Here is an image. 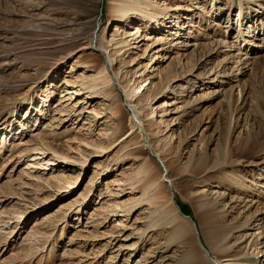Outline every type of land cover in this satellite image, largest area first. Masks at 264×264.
<instances>
[{
	"label": "rangeland",
	"instance_id": "rangeland-1",
	"mask_svg": "<svg viewBox=\"0 0 264 264\" xmlns=\"http://www.w3.org/2000/svg\"><path fill=\"white\" fill-rule=\"evenodd\" d=\"M141 1L0 0V264H264L263 0Z\"/></svg>",
	"mask_w": 264,
	"mask_h": 264
},
{
	"label": "bare ground",
	"instance_id": "bare-ground-1",
	"mask_svg": "<svg viewBox=\"0 0 264 264\" xmlns=\"http://www.w3.org/2000/svg\"><path fill=\"white\" fill-rule=\"evenodd\" d=\"M122 1L124 0H119V3H121ZM147 1V0H146ZM134 2V1H133ZM142 1L141 0H135V4L137 5L138 3L140 4ZM263 8V11H264V0L262 2V4H260V9ZM240 9H242V6L240 5ZM163 10L162 9H158V10H154V12H151L150 13V16H149V21L150 22H156V24H161L162 23V18H164V14L162 12ZM260 13V12H259ZM166 17V16H165ZM136 32L135 34L136 35H139V36H142L143 35V32L141 31V26H139L138 28H136ZM143 30V29H142ZM127 33V32H126ZM145 33V32H144ZM240 34V33H239ZM238 34V35H239ZM149 35V34H148ZM74 36V35H73ZM242 36V35H241ZM92 39L90 40L89 44L93 45V37H94V33L92 34ZM135 37V36H134ZM72 38V37H71ZM140 38V37H139ZM63 40H66L68 38L66 37H63L62 38ZM70 39V38H69ZM68 39V40H69ZM138 39V38H137ZM71 40V39H70ZM74 41H71L70 43H72ZM98 44V43H97ZM71 45L68 43V46ZM73 46V45H72ZM136 49V47H135ZM121 51V49H118ZM119 51V52H120ZM108 52V51H107ZM116 52V51H115ZM118 53V52H117ZM140 88V86L138 87V89ZM136 114V118L138 116V118L140 117L139 113L137 112V110H135ZM261 118V122H262V127H263V131H262V136H254L253 139L251 140V143L248 144V143H245L244 145H242L237 151L233 152V150L230 151V148L226 145L224 146H221L220 148V154H219V159H218V163L220 162V164H217L218 166H221L223 164H226L228 163L232 157L235 155V153H239L240 155H250V150L251 148H256L257 146H259L260 144H263L264 145V117H260ZM256 119V118H255ZM140 120V119H139ZM39 150V149H38ZM41 152V151H40ZM44 154V153H43ZM53 154V153H52ZM40 155V154H39ZM39 155H37L39 157ZM35 156V154H34ZM36 157V156H35ZM60 157V156H59ZM37 158V157H36ZM62 159H67V156L65 157H62ZM55 160L53 159V157L49 158V160L47 161V165L49 166L51 164H54ZM60 161V160H59ZM72 162H76L75 160H70ZM200 170H203L201 169V167H199ZM198 169V168H197ZM227 172V171H226ZM225 172V173H226ZM223 174L222 177H227L229 178V176H231L232 178H237V177H240L239 179H241L242 175L239 173V170L236 169V171L233 173V174H230L228 175L227 174ZM263 174V173H261ZM152 178L149 177V180H151ZM231 180V179H230ZM180 207V206H179ZM181 208V207H180ZM212 210V209H211ZM178 211V212H177ZM180 212L179 208L178 207H170L168 209H163V211L160 213L161 216H163L159 222L161 223H167L169 224L171 227L168 229V242H174L176 240H180L182 243H183V246H185V249H184V254L183 256L180 258V262L182 264H206L205 261H203V255L202 253L200 252L199 249H197L195 246H189V245H186L188 244L190 241L189 240H186L184 237L186 236V220L182 219V217L178 214ZM173 216H172V215ZM171 215V218H169V216ZM204 218V222H203V227L206 229V230H209V233L210 232H213L212 236L210 237L209 239V242L210 244L212 245V247H214V249H216L219 253H222L223 252V249L225 250L226 248V239H227V232L228 230L225 229V227H221L218 222H217V217H215V215L211 214L210 210H207L206 213L203 214ZM194 221V219H192ZM158 223L156 224H153L154 226H157ZM233 229V228H232ZM257 235H260V234H257ZM256 235V237H257ZM185 239V241H183ZM259 239V238H258ZM185 244V245H184ZM256 259L254 258L252 261L253 262H250L248 263V260L247 262H244L243 264H257ZM214 261H216L217 264H222L223 262L220 261L218 258H216ZM251 261V260H250ZM208 264V263H207ZM213 264V263H212ZM227 264H235L234 261L230 262V263H227Z\"/></svg>",
	"mask_w": 264,
	"mask_h": 264
},
{
	"label": "trees",
	"instance_id": "trees-1",
	"mask_svg": "<svg viewBox=\"0 0 264 264\" xmlns=\"http://www.w3.org/2000/svg\"><path fill=\"white\" fill-rule=\"evenodd\" d=\"M179 202H180V205H181V207L183 209V212L188 214V215H190V213H189V211L187 209V205L184 202H182V201H179Z\"/></svg>",
	"mask_w": 264,
	"mask_h": 264
},
{
	"label": "water",
	"instance_id": "water-1",
	"mask_svg": "<svg viewBox=\"0 0 264 264\" xmlns=\"http://www.w3.org/2000/svg\"><path fill=\"white\" fill-rule=\"evenodd\" d=\"M161 163H162V162H161ZM164 169H165V174H167V169H166L165 167H164ZM202 246H203V245H202ZM203 247H204V250L207 251V248H205V246H203ZM209 257H210V259H212V256H211V255H210ZM212 260H213V259H212Z\"/></svg>",
	"mask_w": 264,
	"mask_h": 264
}]
</instances>
